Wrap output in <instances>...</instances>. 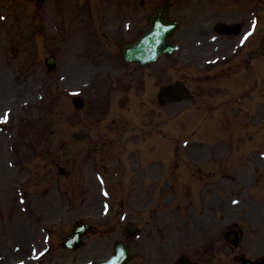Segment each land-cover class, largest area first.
I'll return each mask as SVG.
<instances>
[{
	"label": "rangeland",
	"instance_id": "obj_1",
	"mask_svg": "<svg viewBox=\"0 0 264 264\" xmlns=\"http://www.w3.org/2000/svg\"><path fill=\"white\" fill-rule=\"evenodd\" d=\"M84 1L87 11L82 13L74 4V0H48L42 8L36 7L33 0H0V17H2L0 18V123L5 124V113L9 115L7 128L0 131V264H96L112 255L113 247L117 242H126L130 245L133 254L130 264H173L183 254V247L201 248L199 240L197 235L188 233L186 224L181 221L182 212L175 209L176 203L158 200L153 208L156 206L155 208L159 210L149 212L151 200L149 195H145L147 192L143 188L145 177L142 175L144 171L151 175L162 169L159 165L166 164L167 159L169 162L171 157L161 155L162 152L147 156L142 153L133 154L130 148L136 145L127 147L126 142L123 143L122 148L118 143L119 134H111L115 130L109 132V135L105 133L111 123L102 124L105 129L102 133V127L97 124L103 123V118L98 116L102 114L101 110L99 112V107L105 105L104 98L100 99L102 104L94 106L95 117L88 115V121L84 120V115L75 114L71 103L72 94L80 87L78 85L80 82L75 83V79L79 75V78H82L85 71L94 66L98 67L100 72L107 73L109 68H114L118 56V53L115 54L116 56L109 54L111 42L108 39L107 46H101V51L97 52L94 33H91V26L85 17L87 12L90 16V8L94 7L96 1L98 2L96 6L102 11L103 16L99 26L100 33L104 31L106 35L114 36L117 34L118 26L120 31L123 30L121 27L124 23L121 19L131 15L127 13L128 11L136 10L140 14L137 16L140 22L155 10V6H158L162 0ZM78 3L80 5V0ZM186 3L187 0H173L170 10L173 17L184 21L182 22L184 28L177 35L179 49L176 56L173 59H160L149 69V72L158 73L164 79L172 81L187 78L185 66L190 60L194 79H188V85L194 89L193 102L200 101L204 94H207L204 96L206 100L210 99V96L214 98L219 95L221 99L222 93L219 94L220 90L215 88L218 85L216 79L209 77L204 79L205 74L210 75L209 72L220 76V68L225 62L222 56L223 50H232L231 44H227L223 38H216L212 24L214 17L209 10L211 7H201L200 0L197 3L192 1L190 6ZM60 9L65 10V17L66 15L68 17L69 29L66 28L65 21L63 24L67 33L66 38L59 37L60 33H56L57 27H53L54 32L48 34L43 32L38 37L35 29L39 31L40 28H50L52 14L59 20ZM193 9L206 10L201 23L208 37L200 40V45L193 44L199 39L194 37L195 31H199L198 17L188 14V11ZM77 10L80 13L77 14ZM48 20L51 22L48 23ZM59 24L55 21V25ZM70 30L71 34H69ZM43 40L45 41L42 47L40 41ZM120 44L124 43L120 42ZM111 45L113 46V43ZM190 46L198 47L196 56L189 50ZM112 50L118 52L119 48ZM50 55H54L57 60L58 68L54 75H49L44 65L45 59ZM236 60L242 63L241 60ZM228 63L224 66L227 67L226 73L236 74V71L240 70V66H231L230 60ZM254 67L253 72L252 69L249 70L250 75L253 74V79L247 81V88L258 85L254 76ZM198 71L205 74L201 75ZM100 85L101 83L95 88V93H100L99 89L102 88ZM262 85L264 80L261 82ZM123 86L122 80L114 82V87ZM137 86L141 87L142 84L137 83ZM151 88L155 89L153 86ZM263 91L264 89L259 90L264 97ZM230 92L233 93L229 90L228 94ZM255 95L256 98L251 99L250 102L254 104L264 102L260 96L256 93ZM136 96L141 100L142 108L134 109L128 114H125L117 98L106 99L109 103V112H112L106 118L112 120L114 117H119L120 122L124 120L125 124L140 128L138 137L146 148L150 145L148 141L151 142L155 137L154 133L149 131L153 127L164 130V134L168 136L174 133L181 137L180 139L182 135L190 133L187 122L184 121V113L189 110L188 107L193 105V102L190 105L185 103L160 108L156 104L154 91L146 92L144 89L137 92ZM87 98L90 103V95ZM228 99L226 97V100ZM133 103L136 104L137 101ZM191 109L194 111L191 120H195L198 113L202 115L200 105ZM251 109L255 111V121L251 120L249 124L251 127L253 123L252 128L240 132L244 136L255 137L253 134L264 133V111ZM89 114L92 115L91 110ZM189 124L196 122L192 121ZM117 126L113 125L111 128ZM225 129L227 133L232 134L234 128L230 122H226ZM109 136L111 140H115L113 147V143L109 144L107 140ZM138 137L135 138L139 141ZM95 138H99L101 142ZM104 141L106 143H103ZM224 143L223 147L229 148V145ZM101 144L107 146L102 147ZM185 145L191 146L189 153L194 155L200 144L189 142ZM185 145L175 146L178 149L176 160L179 163L184 160L181 147ZM94 146L101 151L93 149ZM111 147L112 152H110ZM227 150L221 149V158ZM142 152H145L143 148ZM246 157L256 161L252 163L253 173L242 170L244 173L241 172L242 176L239 177L235 172V188L232 183L217 188L220 200L215 199L202 212L204 222L212 230L203 231L201 237L207 234L218 239L220 229L230 228V225L236 221L235 215H242L246 208L249 209V215L245 218L248 226L254 232L264 233V205L261 206L263 215L260 212L261 207L257 210L261 219H258L256 212L251 209L257 197L262 198L264 202V195H260V190H257V197L251 189L250 193L247 192L249 186L254 183L253 175L263 178L264 168L259 166L264 165V148L250 147L246 151ZM152 160L153 163L150 162ZM224 162L226 163V160ZM221 164L220 161V166ZM248 164L251 163L246 162L245 165L248 167L245 169L252 166ZM60 169L65 173L59 174ZM210 169L214 170L209 166L208 170ZM192 173L196 175L195 169ZM198 176L203 177L202 174ZM260 186L259 184L256 187ZM240 220L242 222V218ZM78 221L89 224L92 231L84 238L83 249L72 253L65 250L62 243ZM128 225H137L140 228L138 236L131 240L124 237V229ZM155 232L160 233L162 241L156 238ZM263 233L260 236H264ZM177 236H179L178 243H174ZM165 240H167L166 245H164ZM181 240H185L188 245L182 246ZM207 244L211 243L207 241ZM157 248H162L164 251L167 248H175V250L168 259L164 253L159 256V262H156V255L159 254ZM216 255L218 258L219 254ZM227 259L230 261V252L226 249V252H222V263L224 264ZM206 260H203L204 263ZM212 260H214L213 255L208 257L207 263Z\"/></svg>",
	"mask_w": 264,
	"mask_h": 264
},
{
	"label": "flooded vegetation",
	"instance_id": "obj_2",
	"mask_svg": "<svg viewBox=\"0 0 264 264\" xmlns=\"http://www.w3.org/2000/svg\"><path fill=\"white\" fill-rule=\"evenodd\" d=\"M198 47H190V51L192 52L193 50H197ZM206 51V49H205ZM226 104H230V120L232 121V124L234 125V129L232 131V136L233 138H237V130H238V119H239V107H238V103L235 101H230V102H226ZM247 109V114L248 113V109L253 108V106L250 105V103L247 104V106L245 107ZM241 167H248L246 165H241L238 166L237 164H234L232 166L233 171L241 168ZM261 168H264V165L259 166ZM208 168V167H205ZM250 168L253 169V165L250 166ZM200 174L205 175V178H207L208 180H203L201 182V184L204 185V194H205V198H204V202H197V203H190L188 205L185 206V212H187V218L190 222L189 224V230L188 232L191 235H197L199 231H201V234H204L203 231L205 230H212L211 227L204 222V217H203V211L207 208V206L216 200H220L217 196H215V194L217 193V188H218V184L221 185L222 181H221V174H216L215 170H207V171H199ZM253 172L250 170V174H252ZM259 173V172H257ZM264 179V174H263V178L258 180H263ZM187 183L189 182H185V186H184V196L185 198L188 197L189 194H191L190 188L187 185ZM260 183L256 184V186H258ZM210 185V186H209ZM236 187V186H234ZM254 187L253 185L250 186ZM198 188L200 190L201 186L200 183H198ZM208 188H210L211 190H208ZM257 190L261 189L260 187H256ZM264 193V187L262 188L260 195H262ZM207 196L210 198V201L207 202ZM257 197V196H256ZM255 205H257L256 210H258V207H261L264 205V202L262 201V198L259 199L258 197L255 200ZM213 205V204H212ZM215 206V205H213ZM195 209H200L201 212L198 211H193ZM262 207L260 209V212L262 214ZM249 209L246 208V210L243 212L242 215H235L236 221H234L233 224L230 225V230L226 231V235L228 233H230L231 237L228 235L226 238L230 239L231 242H228L226 245H222L223 242V229H220L218 236H219V240L217 241V239L211 237V236H207V234L203 235L202 237V243H201V248L199 249V252L201 254V258L199 259V263L203 264L204 261H201V259L203 258L204 260L205 257H207L208 254H213V258L214 260L210 261L209 263L206 264H211L212 262H214L215 264H222V260H221V256H222V252H223V248H230L231 252H232V256H231V264H264V236H260L261 233L263 232H252L253 230L248 226V223L246 221L245 218L248 217L249 213H248ZM263 215V214H262ZM258 216V211L256 213V217ZM258 219H261L260 216H258ZM242 218V222H239V219ZM209 219H213V218H209ZM264 234V233H263ZM207 241L210 242L211 244H207ZM194 246V245H193ZM261 250H263V252H261ZM263 253L261 256L260 254ZM219 254L220 256H218L219 260H217V255ZM253 258V260L250 259ZM257 259V260H256ZM207 261V260H206ZM205 261V262H206Z\"/></svg>",
	"mask_w": 264,
	"mask_h": 264
},
{
	"label": "water",
	"instance_id": "obj_3",
	"mask_svg": "<svg viewBox=\"0 0 264 264\" xmlns=\"http://www.w3.org/2000/svg\"><path fill=\"white\" fill-rule=\"evenodd\" d=\"M164 17L165 13L161 10L158 15L152 19V27L149 33L145 35L137 46H133L127 51V53L133 54L138 52L141 54L137 58L133 57L131 61L143 67H147L154 63L163 53H166L168 56L173 55L175 46L170 45L167 39L171 33L178 28V25L166 23ZM185 97L181 87H164L160 92L159 100L161 103L176 102ZM87 231L88 227L80 224L72 237L75 240L69 241L68 246L70 248H79L82 245L81 237L86 234ZM135 231L134 228H131L128 229L126 233L128 236H132L135 234ZM129 260L130 254L128 248L123 244H118L114 250L112 259L104 264H126Z\"/></svg>",
	"mask_w": 264,
	"mask_h": 264
},
{
	"label": "snow or ice",
	"instance_id": "obj_4",
	"mask_svg": "<svg viewBox=\"0 0 264 264\" xmlns=\"http://www.w3.org/2000/svg\"><path fill=\"white\" fill-rule=\"evenodd\" d=\"M0 18H2V17H0ZM248 35H251V33H248ZM246 38V37H245ZM7 116H8V113H5V117H4V121L6 122V120H7Z\"/></svg>",
	"mask_w": 264,
	"mask_h": 264
}]
</instances>
